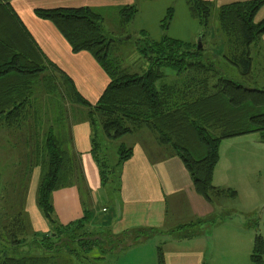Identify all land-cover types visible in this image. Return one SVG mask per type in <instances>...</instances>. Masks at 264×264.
Returning a JSON list of instances; mask_svg holds the SVG:
<instances>
[{
  "label": "trees",
  "instance_id": "1",
  "mask_svg": "<svg viewBox=\"0 0 264 264\" xmlns=\"http://www.w3.org/2000/svg\"><path fill=\"white\" fill-rule=\"evenodd\" d=\"M11 1L0 0V126L18 128L25 125L29 116L40 121L46 111L40 112L35 87L41 79L50 80L46 92L58 96L64 91L71 102L89 108L92 153L103 168V177L104 164L98 158L100 146L94 128L99 125L102 134L111 141L147 129L160 145L181 158L195 190L208 201L238 196L234 189L213 184L219 148L224 139L247 134H258L264 142V89L250 88L223 76L204 48L169 37L173 6L161 21L165 33L160 40L153 39L145 30L137 32L138 50L144 59L140 73L113 56L116 40L106 36L104 17L97 9H35L39 18L58 28L73 52L91 53L109 76L108 86L99 100L91 104L78 92L73 80L46 58ZM139 1L145 0L119 7L120 25L125 27L134 21ZM186 2L191 16L199 21L202 27L199 34L204 38L215 5L208 0ZM263 5L264 0H248L217 9L219 28L230 50L225 58L244 78L252 73V47L264 35V19L255 20ZM39 147L37 157L42 173L37 204L50 229L46 233L30 232L25 213H16L1 228L4 236L1 240L6 246L0 249V264H59L62 257H69L70 261L71 256L83 264H95L151 235L152 231L114 235L110 230L94 229L91 213H85L76 222L62 224L55 214L52 197L56 190L71 182L75 161L53 128ZM119 153L121 164L131 156L132 149L121 145ZM115 186L117 189L118 185ZM251 261L264 264V237L259 232ZM159 264H165L161 250Z\"/></svg>",
  "mask_w": 264,
  "mask_h": 264
},
{
  "label": "crops",
  "instance_id": "2",
  "mask_svg": "<svg viewBox=\"0 0 264 264\" xmlns=\"http://www.w3.org/2000/svg\"><path fill=\"white\" fill-rule=\"evenodd\" d=\"M208 1L213 2L218 9L226 4L248 0ZM134 3L136 0L11 1L46 58L73 80L78 92L91 104L99 100L110 82L109 76L91 53L73 52L58 28L51 21L39 18L35 9H97L113 6L118 10L121 6ZM139 4V13L132 22L133 31L145 30L153 39L160 40L164 34L159 33L157 23L163 20L168 8L173 6L174 18L167 35L186 42L197 40L201 26L191 16L186 0H145L139 1ZM262 19L264 5L255 18L256 21ZM153 32L157 33L156 37L152 36ZM186 32L187 36L184 35ZM252 56V71L256 64L264 75V35L252 47ZM48 94L55 99L54 103H49L45 108L50 123L47 132L53 128L66 149L70 147L71 152L77 156L71 160H75L76 164L79 162L84 171L82 185L72 183L53 193L55 214L62 224L76 222L84 216V196L87 195L95 212V217L92 216V228L110 230L114 235L128 231H152L146 239L111 257L117 259L115 264H159V250L164 255L165 264H214L213 257L211 263L208 262L212 239L220 240L218 248H225L226 254L235 258V261L238 260L235 264H253L251 252L260 229L259 225L255 226V221L253 225L249 219H243L240 207H234L239 193L230 183L233 172L228 152L236 146H241L246 152H264V142L258 134L224 139L220 144L213 184L216 187L236 190V198H221L210 202L200 195L195 190L192 177L181 158L170 148L160 145L147 129L116 140L134 136L129 147L132 154L122 165L121 183L118 189L111 190L101 181V170L92 153L93 132L88 116L89 108L71 102L64 91L58 96L50 93L46 95ZM47 132L42 134V139L37 144L42 145L45 142ZM120 144L125 145V142ZM41 169V166H37L33 198L29 207L35 209L33 226L46 232L48 222L37 204ZM246 188L255 197L253 199L258 201L255 187L247 183Z\"/></svg>",
  "mask_w": 264,
  "mask_h": 264
},
{
  "label": "rangeland",
  "instance_id": "3",
  "mask_svg": "<svg viewBox=\"0 0 264 264\" xmlns=\"http://www.w3.org/2000/svg\"><path fill=\"white\" fill-rule=\"evenodd\" d=\"M97 11L104 17L102 24L106 36L116 40L113 56L117 57L126 67L131 68L135 72H139V66L144 59L138 50L140 43L137 40L138 33L133 31L134 23L125 27L120 25L119 11L113 6H103L97 8ZM143 18L147 19L146 17ZM137 22H139V20ZM157 25L158 30H160L159 33L163 35L165 32L161 27V22L159 21ZM201 29L202 27L200 30ZM205 31L206 35L204 38L202 37V48L210 53V56H212L211 58H213L215 63L222 70L223 76L236 79V81L250 88H264V75L260 72L256 64L253 65L252 74L244 78L240 75L238 68L225 58V54L230 50L225 45L223 32H221L219 28L217 9L213 10L209 27ZM156 35L157 33L153 32L152 36L156 37ZM184 35L187 36L188 32ZM200 36L199 34L197 40L192 42L196 43L197 48ZM50 84V80L41 79L35 87V95L39 96L38 105L40 106L41 113L49 103H54L55 98L51 97L49 94L46 95L48 92L45 91ZM49 125L50 123L47 115L44 113V115L42 114L40 116V121L36 122L33 120L32 116L31 118L29 116L25 125L18 128H8L5 125L0 126V249H4L6 246L3 242L4 240H1L4 237L1 228L20 211L25 213L24 217L27 219V223H29L30 232L36 231L39 233H46L43 229L33 226L32 217H35L33 216L35 214V209H31L29 206L33 198V187H35L33 183L35 182V174H37V166L42 165L37 157L39 156L38 147L40 146L37 143L41 141L42 134L47 132ZM94 130L95 132L97 130L96 141L100 146L98 158L103 162L105 170V177H103V168L99 167L96 162L101 170V181L112 190L115 184L119 187L121 183L120 175L123 163L118 164L120 143L125 142V147L128 148L134 136L126 137L119 141H111L102 134L99 125H97ZM40 150L41 147H39V152ZM67 150L69 151L70 158H77V156L71 152L72 150L70 147H67ZM31 151L32 154H30ZM228 155L232 161L231 172H233L231 173L232 178L230 183L239 193V197L235 200L234 207H240L242 209L243 219H249L252 221L251 223L253 225L254 221L258 223L260 233L264 237V152L258 150H248V152H246L242 150L241 146H236L231 152H228ZM26 156H29V158H25ZM72 161L74 162L75 160ZM74 163V176L71 177V182L69 184L76 183L82 185L84 182V171L79 162L78 164ZM247 183L255 187L258 201L253 199L255 197L247 192ZM117 192L118 191H116V193ZM84 197L85 213H91L92 216L95 217V212L92 210L89 197H87V195ZM190 225L192 226L193 224ZM48 229H50L49 224ZM219 241L220 240L212 239L208 262L211 263V258L213 257L215 260L214 264L237 263L238 260L235 261V258L225 253V248H218ZM68 258L65 259L62 257L63 260H61L59 264H83L74 256L70 257V261ZM114 259L115 258H109L103 262L96 261L94 263L115 264L117 259Z\"/></svg>",
  "mask_w": 264,
  "mask_h": 264
},
{
  "label": "water",
  "instance_id": "4",
  "mask_svg": "<svg viewBox=\"0 0 264 264\" xmlns=\"http://www.w3.org/2000/svg\"><path fill=\"white\" fill-rule=\"evenodd\" d=\"M201 48H202V36H200L198 40V49H201Z\"/></svg>",
  "mask_w": 264,
  "mask_h": 264
}]
</instances>
